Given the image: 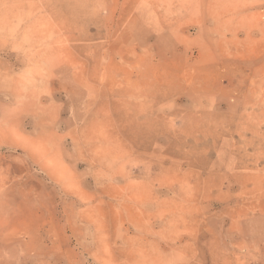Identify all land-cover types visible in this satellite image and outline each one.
<instances>
[{
    "label": "rangeland",
    "instance_id": "1",
    "mask_svg": "<svg viewBox=\"0 0 264 264\" xmlns=\"http://www.w3.org/2000/svg\"><path fill=\"white\" fill-rule=\"evenodd\" d=\"M0 264H264V0H0Z\"/></svg>",
    "mask_w": 264,
    "mask_h": 264
}]
</instances>
